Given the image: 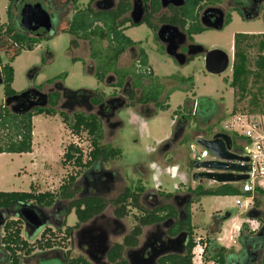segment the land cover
<instances>
[{
    "label": "rangeland",
    "instance_id": "1",
    "mask_svg": "<svg viewBox=\"0 0 264 264\" xmlns=\"http://www.w3.org/2000/svg\"><path fill=\"white\" fill-rule=\"evenodd\" d=\"M31 1L40 2L43 6H48L49 2H55V0ZM86 5V0L80 1L77 9H84ZM6 7L7 0H0V25L7 24ZM44 9L50 14L52 29L46 39L35 44L32 50H22L10 63L13 71L11 88L18 94L28 90L46 93L52 87L59 85L70 92L102 93L106 99L120 96L117 88H115L117 91L113 90L112 87L98 82L90 75L89 69H93V64L88 60L85 43L79 42L78 49H68L71 36L60 31L59 27L63 22L71 20L75 9L69 6L56 14L58 23L48 8L44 7ZM223 9L224 12L228 11L227 6ZM51 11L54 12L53 9ZM228 13L230 22L221 30L206 29L201 34L193 36V45L200 46L204 51L220 50L228 56L230 65L221 75H211L205 72L203 54L196 55L184 66H178L164 53L161 45L155 40L151 28L145 23L124 30V35L137 43V46L128 49L120 57L117 67L121 69L131 67L138 49H142L151 67L150 69L148 66L149 69L163 86V93L159 100L164 102L167 94L169 92L170 94L166 101L167 110H154L152 105L142 108L139 106L123 107L117 110L112 121L119 122L121 125L115 129V132L109 130L105 122L100 120L101 144H108L121 152L120 158L110 161L104 169L118 175L122 188L127 187L134 190L141 183L144 191L149 195L160 193L176 196L188 195L199 185L194 184L191 179L193 172L191 164L202 150L196 144L197 135L202 134L203 138L208 139L215 133H221L234 139L235 142L246 140L244 136H239L241 130L238 123L234 124V129L238 133L232 130L231 125L237 116H246L242 123L243 128L247 125L260 127L261 124L264 127V118H260L262 116L240 114L247 101L240 103L237 107L238 113L231 115L233 94L228 85L231 80L233 37L235 34H264V3L258 11V16L249 21L236 12ZM254 56L255 50L251 49L249 51L250 61H253ZM7 63V55L1 52L0 65ZM188 78L192 79L191 84L181 82L182 79ZM142 84L147 85L148 80L144 79ZM130 87L129 85L128 88ZM199 98L210 100L207 108L201 107V109H207L208 114L214 112L216 114V117L209 122V126L200 123L206 119L205 113H199V121L197 118L184 122L180 120L184 116L181 110L185 107V103L189 101L197 105ZM5 99L4 86L1 84L0 105L4 104ZM56 109L64 112L68 117L71 115L68 111L61 110L59 106ZM193 109L192 104V114H194ZM245 111L246 109L244 113ZM81 112L86 113L85 110ZM31 123L32 152L22 155L0 154V192H27L30 190V185L35 192H57L63 180L76 172L71 166H61V155L64 148L73 143L78 144L84 153L89 148L90 138L82 133L81 140H79L70 133L68 125L63 123L57 115L53 117L43 114L33 115ZM178 125L182 129L176 137ZM191 145L195 147L194 150L190 149ZM208 159L210 157L205 160ZM201 186L209 188L218 185L204 181ZM146 203L153 204V198L149 196ZM251 209L243 205L242 207L236 206L235 196L201 198L190 206L191 221L193 230H195L192 232L193 238L196 242H202L207 237L206 232L212 217L222 216L229 212L230 218L219 224V232L212 238L217 245L236 253L240 250L237 241L238 232L231 234L234 230L232 226L240 225V229L245 222L249 230H254L264 222V218L260 223L247 220L245 214ZM258 211H264V200ZM75 221V213L71 211L66 218V225L71 226ZM125 224L128 225V220ZM2 234L1 232L0 236ZM202 249L203 246L198 245L193 250V264L202 262V257L200 258ZM0 253L3 254L0 264H6V253L2 247H0ZM29 263L36 264L35 260Z\"/></svg>",
    "mask_w": 264,
    "mask_h": 264
},
{
    "label": "trees",
    "instance_id": "2",
    "mask_svg": "<svg viewBox=\"0 0 264 264\" xmlns=\"http://www.w3.org/2000/svg\"><path fill=\"white\" fill-rule=\"evenodd\" d=\"M82 0H55L56 12H60L68 6L75 9L70 21L60 24V31L71 36L68 49H76L79 42H84L88 47V57L93 64L91 76L98 82L108 86L120 88L127 77L131 78L130 94L125 102V107H147L152 105L154 110H167L168 95L166 100L161 102L159 99L163 93V86L159 79L152 74L147 64V56L142 49H138L134 64L130 69L117 68L120 57L128 50L136 47L137 43L131 41L124 35V30L131 27L129 24L128 13L131 9L130 0H115V8L108 12H97L92 5L96 0H88L84 9H77V4ZM35 1H33L34 3ZM31 3V0H7L6 16L7 24L0 25V53L7 55L8 63L0 65V76L4 86V96L6 99L17 95L11 88L13 81V71L10 63L21 53L22 50H32L33 46L43 38H34L26 34L18 23V14L23 5ZM217 0H185L183 8L172 10L170 17H162L159 23H170L177 25L188 36L201 34L206 29L199 23L200 12L208 6L218 4ZM264 0H232L228 11L225 14L224 25L230 22L228 12H236L245 19L252 17L260 10ZM252 9V10H251ZM156 6L152 13L157 12ZM146 25L155 28L145 20ZM255 50L253 61H250L249 51ZM113 76L115 84H108L107 79ZM148 80L147 85H143V80ZM226 82V80H224ZM181 82L191 84L192 79H182ZM232 89L233 106L231 115H235L237 107L245 101L246 105L241 111V115H260L264 116V34H235L233 37V55L231 63V80L228 83ZM59 86V85H58ZM254 90H253V89ZM138 90V93H136ZM92 94L90 103L99 105L104 100L102 93L90 92ZM60 101L59 92H54L49 96V104L46 108L35 109L32 113L18 114L11 112L10 108L4 104L0 105V154L22 155L32 152V123L33 115L59 116L63 123L68 125L72 135L81 140L82 133L90 139L88 149L83 150L78 144H68L61 155V166H71L75 169L74 175L67 176L59 186L57 192H0V212L16 211L21 209H31L33 207L49 208L56 200L71 198L74 195L72 186L83 169L89 168L96 160L112 161L120 158L121 152L110 147L108 144H101V123L94 115H86L83 112H74L68 117L64 112L58 111L56 107ZM206 98H199L194 107V114L191 111V102H186L182 108L184 116L180 118L182 122L198 119L199 113L206 116L200 123L209 126V122L216 117L215 112L208 114V111L201 109L209 105ZM244 109H246L244 113ZM203 111V112H200ZM180 112V111H178ZM178 112H175L178 114ZM244 113V114H242ZM149 116V115H148ZM116 123V127H120ZM180 132L176 133L178 137ZM247 144L249 141L245 140ZM240 148V147H238ZM144 193L141 183L134 190L125 188L112 202L114 214L118 218H124L128 213L132 216V227L128 236L121 244H115L110 254L115 264H126L122 259V251L126 247L137 245L141 230L167 218H176V211L170 204L172 194H158L164 201L161 207L147 210L140 204V197ZM191 201L185 208V218L177 223L169 235L175 236L180 231L187 232L189 238L184 256H169L161 259L158 264H193V250L197 245L203 246L201 250L202 262L205 264L213 262L215 264H264V229L260 231L264 222V211L259 212L264 200V190L255 187L252 193L242 194L236 186L220 185L217 187L203 188L198 185L191 190ZM251 198L252 209L245 214L247 220L259 222L257 230H249L248 225L243 223L238 231L237 241L240 246L238 252H233L227 248L217 245L213 236L219 232L221 224L220 216H213L207 237L202 242H196L193 238V226L191 224L190 206L204 197H225L238 196ZM105 203L92 201L80 210L78 205L71 203L70 208H75L78 223L84 222L94 214L104 209ZM128 207V208H127ZM11 217V216H10ZM8 219L3 226L2 236H0V246L6 253V264H21V258L28 257L34 252H45L48 250L61 251L64 248L63 238L60 231H52L45 228L38 236L34 234L24 237L22 234L21 218ZM261 218V219H260ZM68 264H87L80 260H69Z\"/></svg>",
    "mask_w": 264,
    "mask_h": 264
},
{
    "label": "flooded vegetation",
    "instance_id": "3",
    "mask_svg": "<svg viewBox=\"0 0 264 264\" xmlns=\"http://www.w3.org/2000/svg\"><path fill=\"white\" fill-rule=\"evenodd\" d=\"M86 1L88 3V0ZM217 1L219 2L218 4L214 6L205 7L200 12L198 18L199 23H200L201 13L206 8H210V7L218 8L221 11H223L224 20H225L226 11L224 12L223 8L224 6L225 7L227 6V10H228L232 0H217ZM36 3L40 4L43 9L44 7L48 8V10L54 15L56 19V23H58V17L56 14H58L59 12L55 11L56 10L55 2L54 3L52 2L53 4L49 2L48 6H43L40 2L33 3V1H31V3L27 5H33ZM130 3H131V9L130 12L128 13V19L130 25L135 26L132 24L131 21V10L133 5L135 4V7L139 9V11H141V15H142V21L139 25L143 23L147 24L145 22L146 20L150 24L155 26V28L154 29L151 28V30L154 34L155 40L161 45V48L164 51V53H165V45L158 39L157 31L159 30L160 27L164 25H168L178 28L185 35V40L183 43L178 45L177 52L186 55L188 57L189 51L192 50L193 46H196L193 45V36L195 35L188 36L177 25L165 23V22L159 23V20L162 17H170L172 15V10L177 11L180 8H183L185 5V0H183V5L180 7H173L172 5H168L165 8L161 7L160 0H130ZM156 6L158 7V11L152 13V10H154ZM92 7L97 12H108L115 8V0H96L92 5ZM51 9H53L54 12H52ZM244 14H246V11L244 12ZM18 23H19V14H18ZM80 43H84V42H80ZM80 43H78V47L76 49L79 48ZM87 52H88V47H87ZM194 57H188L186 64ZM88 60L89 62H91L89 57ZM88 60L86 61V66ZM172 60L176 62L174 59ZM147 64H148V59H147ZM148 66L150 67L149 64ZM130 68L131 67L127 69ZM107 79H109L108 83L111 84L116 83L115 78L111 75ZM130 81L131 78L127 77L123 85L120 88H117V90H119L120 96L115 97L113 99H106L104 97L103 102L100 103L99 105H92L90 103L92 97L90 91H78L79 92L78 94L72 95L70 91L64 89L62 86H54L51 89H49L48 92L46 93L42 92V93L47 94L48 96L47 105H48L49 96L54 92H59L60 101L58 103V106L61 110H66L65 112L68 111L71 114L74 113L75 111L81 112V110H85L86 113L84 114L94 115L98 119L103 120L107 128L115 132V129L117 128L116 127L117 122L112 121V118L114 117V114L117 110L125 107V102L131 91V89L128 88L130 85ZM112 88L113 90H116L115 87ZM29 101H35V99L30 98ZM21 105L24 108H26V106L28 105V101L26 99L18 100L17 102L9 103L8 107L17 108L18 114H27V113H22V110L20 108ZM35 109L38 108H34L30 110L28 113L34 112ZM181 129H182L181 126L178 125L176 133L180 132ZM232 146L236 147L234 139H232ZM109 162L110 161L104 162L99 159L96 160L89 168L83 169L72 186L74 195L71 198L62 199L60 201L56 200L49 208H44V207L31 208L35 213H37L39 217L38 221L41 223L40 228L35 230L31 225H29L26 221H24L21 217L18 216L19 218H21L22 234L24 237H27L32 234L38 236L41 233V231H43L45 228H51L52 231L54 232L60 231L61 232L60 236L64 240L63 242L64 248L61 249V251L48 250L45 252H34L28 257L21 258V264H31L29 262H32L34 260L36 264H68L69 260H80V262L84 261L87 264L116 263L113 262V260L110 257V254L115 244H121L123 240L126 238V236H128L130 229L132 227L131 213L133 212L128 213V215H126L124 218H118L114 214V206L112 202L116 199V197H118L120 194L123 193V190L126 187L123 188L121 187V180L119 179L118 175H116L114 172L108 169H104V166L107 165ZM199 185L201 186V183ZM149 196L153 198L154 200L153 204L146 203V200L148 199ZM191 198L192 196L190 192L188 195H184V196H176V195L172 196L170 200V204L173 206V208L176 211V218L175 219L167 218L161 222L142 228L137 245L134 247H126L122 251L121 257L126 262V264H128L126 258L124 257V253L126 250L139 247L142 244L152 245L153 241L156 240V238L159 239L161 243H166L169 239H174L179 235H183V237L180 238H185L183 245H180L179 247H175L174 250H177L178 251L177 253L175 254L169 253L159 257L156 260V264H158V262L161 259L169 256L180 257L185 255L188 238H189L187 232L180 231L175 236L169 235V232L174 226H176L177 223L182 222V220L185 218L184 211L186 206L189 205ZM92 201L103 202L105 203L106 206L104 207L103 210L94 214L84 222L78 223V219L76 217V221L74 222L73 225L71 226L66 225L65 221L67 216L70 214L71 211H74L75 213V208H70L71 203L78 205L80 207V210H84L85 206ZM139 201L140 204L147 210H153L157 207H161L164 204V201L162 200V198L158 196V194L149 195V193L148 192L146 193L145 191L141 195ZM23 210L24 209L22 210L20 209L18 212L17 210L12 212H8V211L0 212V233L3 231V226L5 225V222L8 219H12V218L16 219L13 216L18 215ZM126 220H128V225L125 224ZM91 222L93 228L89 234L87 233L78 234V231L83 226ZM163 224L165 225L163 226ZM156 225H159V227H157L156 229L157 235L155 236V239L154 238L149 239V233L150 231H154L155 228L154 226ZM157 244L158 243L153 245L152 248L156 247ZM73 252L75 253L74 255ZM148 255H150L149 248L145 249L144 252L142 253V256L144 257H147ZM2 258H3V254L0 253V262H2L3 260Z\"/></svg>",
    "mask_w": 264,
    "mask_h": 264
},
{
    "label": "water",
    "instance_id": "4",
    "mask_svg": "<svg viewBox=\"0 0 264 264\" xmlns=\"http://www.w3.org/2000/svg\"><path fill=\"white\" fill-rule=\"evenodd\" d=\"M161 7L165 8L168 5L173 7H180L183 5V0H160ZM246 20H252L258 16V11L252 16L247 17ZM132 24L137 26L142 21L141 11L135 7L131 10ZM200 24L203 28L209 30H221L224 26V13L218 8H206L200 16ZM19 26L23 31L31 37L43 38L49 34L52 29V22L50 15L36 3L33 5H24L19 12ZM158 39L165 45V54L174 59L179 66L186 64L188 57H194L198 54H203V64L206 73L211 75H221L229 67L230 61L228 56L220 50L204 51L200 46H193L189 51L188 57L177 52L178 45L183 43L185 35L176 27L164 25L157 31ZM2 79L0 76V85ZM76 95L79 92H70ZM30 98L35 101H29ZM26 99L28 105L24 108L20 106L22 113H28L34 108H45L47 105L48 96L36 90H28L5 99L4 105L17 102L18 100ZM11 112L18 113L17 108H10ZM196 144L206 151L210 159L202 160L200 162H193L191 164L192 174L191 179L194 184H200L204 181L211 182L217 185H234L243 183L248 180V166L249 161L247 156H243V151L238 147L232 146V139L221 133H215L210 138H203L202 134L196 136ZM188 203V202H186ZM185 203V204H186ZM184 204V205H185ZM24 221L31 225L35 230L40 228L41 223L38 221L39 217L32 209H24L18 214ZM230 213L226 212L221 217V223L230 218ZM92 222L83 226L78 234H89L92 231ZM165 224H163L164 226ZM154 231H150L149 239L157 235L156 229L159 225L154 226ZM264 226L260 229L262 231ZM159 236V235H158ZM179 235L174 239H169L166 243H161L159 239L153 241L152 245L142 244L139 247L126 250L124 257L128 264H156V260L169 253H177L175 247L184 244L185 238ZM156 243L157 246L152 248ZM150 249V255L142 256L145 249Z\"/></svg>",
    "mask_w": 264,
    "mask_h": 264
},
{
    "label": "built area",
    "instance_id": "5",
    "mask_svg": "<svg viewBox=\"0 0 264 264\" xmlns=\"http://www.w3.org/2000/svg\"><path fill=\"white\" fill-rule=\"evenodd\" d=\"M193 107H195L194 103H193ZM243 119L245 121V118H242L241 116H237L235 117V120H233V124L231 125V127L235 133H238V132L237 130L234 129V124L235 123L240 124L241 121H243ZM250 127L251 128L249 129H246V128L244 129L241 127L240 128L241 132L239 133L241 136H244L245 138L251 140L250 144H246L245 146L240 147V149L243 151V156H247L249 159L247 163L249 170L246 173L248 175V180L243 183L233 185V186H236L238 190L240 191V193L242 194L252 193L254 188L259 186L258 183L260 181H264V133L259 134L256 137H254L252 134L253 132L252 126ZM194 148L195 147L193 145L190 146V149L194 150ZM208 157H210L209 154L202 149L200 154L195 156L194 160L195 162H200L202 160L207 159ZM244 201L247 202L246 206L252 205L251 198L244 199ZM235 205L238 207H242V205H244L242 203V197L240 195L235 196ZM256 229H254V231Z\"/></svg>",
    "mask_w": 264,
    "mask_h": 264
},
{
    "label": "crops",
    "instance_id": "6",
    "mask_svg": "<svg viewBox=\"0 0 264 264\" xmlns=\"http://www.w3.org/2000/svg\"><path fill=\"white\" fill-rule=\"evenodd\" d=\"M260 116V115H259ZM242 118H246V116H241ZM261 119L262 118H264V116H262V117H260ZM243 121H244V119H243ZM243 121H241V123L239 124V126H240V128L242 127L243 128ZM244 128H246V129H249V128H251L250 127V125H247V126H245ZM257 130H261V132H257ZM252 134H253V136L254 137H256L257 135H259V134H263L264 133V127H263V125L261 124V126L259 127V126H255V125H253L252 126ZM239 136H241L240 134H239ZM248 141H249V144L251 143V140H249V139H247ZM235 144H236V147H243V146H245L247 143H246V141L245 140H240L239 142H235ZM29 154V153H28ZM258 185L260 186H257L259 189H261V190H264V181H260L259 183H258ZM244 199L245 198H242V203L244 204L243 206H246L247 205V202L246 201H244ZM247 207H252V205L251 206H247ZM218 216V215H217ZM192 222V221H191ZM243 223V222H242ZM241 223V224H242ZM245 223V222H244ZM192 226H193V223H192ZM239 227H240V225H233L232 226V229H234L233 231H231V234L232 233H234L235 231L236 232H238L239 231ZM195 231V230H194ZM225 247H227L226 245H225Z\"/></svg>",
    "mask_w": 264,
    "mask_h": 264
}]
</instances>
